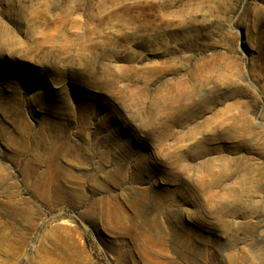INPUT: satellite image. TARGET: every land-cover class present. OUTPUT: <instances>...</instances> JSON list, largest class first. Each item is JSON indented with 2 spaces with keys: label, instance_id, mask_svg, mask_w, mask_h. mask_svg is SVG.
I'll list each match as a JSON object with an SVG mask.
<instances>
[{
  "label": "rangeland",
  "instance_id": "1",
  "mask_svg": "<svg viewBox=\"0 0 264 264\" xmlns=\"http://www.w3.org/2000/svg\"><path fill=\"white\" fill-rule=\"evenodd\" d=\"M62 263L264 264V0H0V264Z\"/></svg>",
  "mask_w": 264,
  "mask_h": 264
},
{
  "label": "bare ground",
  "instance_id": "2",
  "mask_svg": "<svg viewBox=\"0 0 264 264\" xmlns=\"http://www.w3.org/2000/svg\"><path fill=\"white\" fill-rule=\"evenodd\" d=\"M235 122H237V121H235ZM234 125V124H233ZM238 126V125H237ZM235 127V126H234ZM234 127H232V128H234ZM53 153V152H52ZM56 153H58V152H56ZM54 154V153H53ZM52 154V155H53ZM104 154V153H103ZM50 160V159H49ZM38 175H40V174H38ZM217 176V175H216ZM42 180V179H41ZM38 181V180H37ZM48 181V180H47ZM50 181V180H49ZM30 183V182H29ZM47 183V182H46ZM44 186V185H43ZM31 187V186H30ZM50 188V187H49ZM37 191V190H36ZM38 193V192H37ZM42 196V195H41ZM47 200V199H46ZM102 214V213H101ZM91 217V216H90ZM60 251V250H59ZM63 254V253H62ZM64 256V255H63ZM232 258V257H231ZM68 260V259H67ZM231 261V260H230ZM61 262V261H60ZM63 264V263H62Z\"/></svg>",
  "mask_w": 264,
  "mask_h": 264
}]
</instances>
